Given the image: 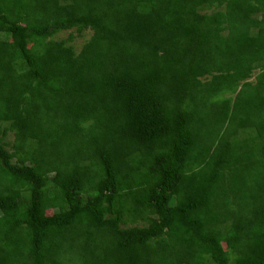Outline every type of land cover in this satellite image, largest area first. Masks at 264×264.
<instances>
[{
    "label": "trees",
    "instance_id": "16d2710c",
    "mask_svg": "<svg viewBox=\"0 0 264 264\" xmlns=\"http://www.w3.org/2000/svg\"><path fill=\"white\" fill-rule=\"evenodd\" d=\"M0 264H264V0H0Z\"/></svg>",
    "mask_w": 264,
    "mask_h": 264
},
{
    "label": "rangeland",
    "instance_id": "374dc122",
    "mask_svg": "<svg viewBox=\"0 0 264 264\" xmlns=\"http://www.w3.org/2000/svg\"><path fill=\"white\" fill-rule=\"evenodd\" d=\"M66 35H68V34H66ZM82 41H83V38H81V40H79L78 43L80 44Z\"/></svg>",
    "mask_w": 264,
    "mask_h": 264
}]
</instances>
